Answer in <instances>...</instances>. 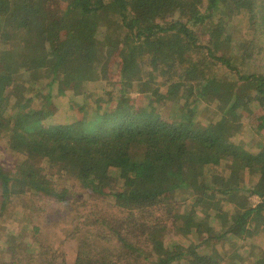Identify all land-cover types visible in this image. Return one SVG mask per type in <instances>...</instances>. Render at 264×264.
I'll list each match as a JSON object with an SVG mask.
<instances>
[{"label": "trees", "instance_id": "1", "mask_svg": "<svg viewBox=\"0 0 264 264\" xmlns=\"http://www.w3.org/2000/svg\"><path fill=\"white\" fill-rule=\"evenodd\" d=\"M61 1L0 0V203L65 206L67 179L106 203L74 264H264V0Z\"/></svg>", "mask_w": 264, "mask_h": 264}, {"label": "rangeland", "instance_id": "2", "mask_svg": "<svg viewBox=\"0 0 264 264\" xmlns=\"http://www.w3.org/2000/svg\"><path fill=\"white\" fill-rule=\"evenodd\" d=\"M47 5L48 8L50 7L51 19L55 16H62L60 11L62 8L64 9V2L61 0H47ZM109 63L110 64L108 65L110 66L109 68L111 71L113 67V73H110V76L114 79L118 78L116 68H114V60ZM132 98L135 99L136 103H140L143 96L142 94H139V92H132ZM3 151L4 147L0 144V153ZM13 159L15 160V158L11 155L7 156L2 154L0 161L4 164H8L9 166H13L15 163ZM58 180L59 179H55L56 182H54V185H57V182L59 184L64 182L62 179L60 181ZM66 182L67 186L70 188V195L67 197L69 202L65 206L56 205L57 208L50 207L51 203L54 202L51 200L53 198H41V196L40 198L36 196L16 197L7 206H3L0 203V243L2 241H19L24 243L25 245L22 246L24 254L21 252L18 258L21 259L23 256L26 258L34 256V246L36 247L43 244V246H47L44 250H53V247H59V244H61L63 252L68 254V256L66 255L65 264H74V259L71 254H75L76 245L78 243L74 237V235L77 234H74L76 225L78 227H87L90 225V230H96L98 228L97 222L102 216V213L109 214L108 210L111 208L109 209L106 203L102 204L99 199L94 200V197H87L85 194L86 190L80 182L74 179H67ZM252 200L256 203L259 201V197L255 196ZM84 203L86 204L82 205ZM68 207H70V209ZM111 212H115L114 215L120 214L119 211L115 210H112ZM22 213L29 214L27 217L29 219L27 221L28 227L29 221H31L32 225L30 227H38V234H36L37 232L34 234L33 230L27 228L25 225V219L22 221L19 220ZM16 225L17 228L22 230V235L19 239L11 237V235L15 233ZM24 228H26V230ZM65 229H67V231H65ZM31 237H34L39 241L36 242V244H33V247H28L26 242H30L28 239ZM258 240H261V237H258ZM253 242L258 244V241ZM115 243L116 241H91V243L88 241L86 249L88 251L91 250L89 248L90 244L92 245V249L94 245H98L100 250V247H110V245H115ZM0 248H2L1 244ZM248 251L249 250H245V252ZM249 252L247 254H249Z\"/></svg>", "mask_w": 264, "mask_h": 264}]
</instances>
